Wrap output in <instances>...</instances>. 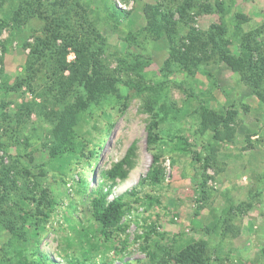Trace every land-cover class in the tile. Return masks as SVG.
<instances>
[{
	"label": "rangeland",
	"instance_id": "rangeland-1",
	"mask_svg": "<svg viewBox=\"0 0 264 264\" xmlns=\"http://www.w3.org/2000/svg\"><path fill=\"white\" fill-rule=\"evenodd\" d=\"M149 4L175 14L181 49L193 30L224 28L215 38L226 58L218 61L197 51L206 62L194 73L170 62L168 40H154L147 29ZM182 6L187 7L184 15ZM22 7L32 18L23 15L17 22L7 16ZM56 17L67 20L63 26L82 31L88 28L81 26L85 20L99 27L106 44L98 57L103 70L120 79L121 96L102 92L94 99L90 54L83 63L70 48L65 59L70 67L59 72L62 40L36 64V72L30 71L31 46L36 37L47 35L44 18ZM0 19L8 23L0 43V163L37 199H24L22 192L5 197L1 189L2 217L24 204L35 215L49 213L39 227L45 239L40 248L61 264L76 258L85 264H178L176 253L201 239L208 243L209 264H264V100L238 68L246 34L264 47V0H0ZM209 49L208 54L213 42ZM130 82L144 91H134ZM56 83L66 98L58 100L50 92ZM164 101L173 112L150 148L148 128ZM203 106L219 114L234 111V118L217 131L205 129ZM71 107L81 111L74 135L68 136L79 152L54 160L51 149L61 134L58 112ZM154 154L160 155L155 166L162 181L137 185L138 195L127 197L125 212L107 239L92 208L103 172L128 157L129 181L102 184L112 187V199L147 174ZM199 156L210 160L203 198ZM42 188L55 200L50 209ZM148 195L162 204L150 200L149 205ZM37 247L35 237L15 239L0 224V264H19Z\"/></svg>",
	"mask_w": 264,
	"mask_h": 264
},
{
	"label": "trees",
	"instance_id": "trees-1",
	"mask_svg": "<svg viewBox=\"0 0 264 264\" xmlns=\"http://www.w3.org/2000/svg\"><path fill=\"white\" fill-rule=\"evenodd\" d=\"M114 7H116L114 5ZM27 13L25 14L24 12ZM28 8H21L14 11L12 16L7 15L12 20L20 21L23 15H26L27 19L32 18L30 12H28ZM145 12L147 16V29L152 34L154 40H161L166 38L169 44V60L170 62L177 63L181 68L187 69L188 71L194 73L196 69H199L203 61L202 55L206 57H216L218 61H223L226 58V52L221 44L217 43L216 36H221L225 32L224 28L217 26V31L208 32H194L187 37L189 42H184V49L178 47L177 36V21H175V14H170L165 10L161 9L157 5L149 4L145 7ZM181 14L184 15L187 13V7L182 6L180 10ZM66 14H70V11L67 9L65 11ZM49 18V17H48ZM55 18V17H54ZM52 18V19H54ZM9 19V18H8ZM46 20L45 30L47 31V35L45 37H36L34 44L31 46V53L29 59V69L33 72H36L35 68L36 64L45 56L46 52H52L54 47H57L58 41L62 40L63 44L58 47L61 50L62 59L60 60L61 68L59 72L64 74V71L70 67V64L66 63V57L69 49L71 48L77 54L78 60H82L83 63H86V54L91 55L92 63H89L90 76L94 81V92L97 93L93 95L94 99L97 98V95L105 92L106 94H114L117 96H121V90L119 88L118 82L119 78L110 75L109 73L103 70V65L101 59H99V55L104 51V46L106 40L101 34L99 27L87 20L81 24L82 28L88 26V28L84 31L78 30L76 27L70 26L67 24L63 26L67 22L66 19L60 17H56L54 21ZM7 20L0 19V43H1V35L5 27L7 26ZM86 24V25H84ZM63 28L64 30H61ZM214 43V49L210 52L209 45ZM203 45V46H200ZM25 46H29L25 44ZM241 48V59L238 63V68L241 72L242 79L246 84H248L253 92L261 99L264 100V47L259 44L257 38L252 36L251 33L246 34L242 40L240 41ZM197 51H200L202 55H199ZM223 54V55H222ZM212 57V58H214ZM57 69V71H58ZM31 71V72H32ZM34 74V73H32ZM88 74V73H87ZM30 75L27 76V80H29ZM26 80V79H25ZM21 81L16 84L17 86H21V84L25 83ZM134 85H130V87L136 92H143L144 88L137 87V84L134 82H130ZM4 88V86L2 87ZM148 90H152V87H146ZM68 90V89H67ZM51 93H54L56 99H64L66 98L67 92L64 87L56 83V85L52 86L50 89ZM128 107V102L125 103L124 109ZM72 109V110H71ZM153 110V108H151ZM173 112L172 106L170 103L164 101L160 106L158 111L154 112L153 119L150 122L148 128V138L147 142L150 148L155 146L156 143L161 139V124L167 119L170 114ZM58 121L59 128L61 129V134L59 135V144L51 149L52 158L54 160L61 159L68 152L72 151L74 153L79 152V148L73 145L72 139L68 136L74 135V127L78 124V120L80 119L81 111L71 107L66 108L62 112H58ZM234 111H228L227 114H219L218 112L210 109V107L203 106L202 108V124L205 129L212 128L217 131L220 123H224L228 126L230 120L234 118ZM59 131V130H58ZM217 136V133H216ZM189 146L190 144L187 143ZM71 145V146H69ZM2 144L0 143V148H2ZM184 151H189L188 147H181ZM131 151H129L130 153ZM93 156L95 158H99L100 151L99 149H94ZM129 156V154H128ZM128 157L122 158L120 161L116 162L109 170L103 172V181L100 183L97 188V196L93 199V215L96 218V221L99 223L101 227V233L108 239L110 230L119 222L122 218L123 213L125 212L127 203V197L129 195H138L139 191L137 188L138 184L149 181L153 184L160 183L162 181L161 171L159 168L155 166V164L159 161L160 155L154 154V161L152 167L149 169L147 174L140 178L138 182L133 184V186L122 193L115 195L112 199L110 195L112 192V187L107 186L104 187L102 185L104 182H117L119 179L121 181H129L130 175L129 170H125L124 167L128 164ZM198 161L202 162V167L200 171V190L201 196L203 198L205 194V188L207 183V169L210 165L209 157H198ZM131 168V167H130ZM29 172V171H27ZM41 175H45L41 171ZM11 175V170L0 163V192L1 189L4 190V196L9 197L14 193L22 192L24 199H36L34 191L29 188V186L20 185L18 181L13 179ZM92 178V177H91ZM42 199L46 201L49 206L48 209L55 206V200L49 197L48 192L41 189ZM1 194V193H0ZM150 205V200L152 203L162 204L159 197H155L152 195L147 196ZM37 200V199H36ZM44 201L42 203L44 204ZM199 200L198 202H200ZM0 208H2V203L0 202ZM17 212L13 213L10 217H2V209H0V224L6 230H8L11 235L15 239H23L26 237H35L38 243V249L32 251L27 255L28 257L24 259V261L19 260V264H61L58 260H54L49 256L42 254L40 243L45 240L42 235H40L39 227L43 220H48L50 217L49 213L41 212L40 216L35 215L34 211L28 205H20ZM209 230V229H207ZM207 248L208 243L206 240H194L190 241L181 248L180 251L176 253L173 257L176 263L178 264H209L207 256ZM19 254H23V251L18 252ZM65 264H85L79 258L73 259L70 262Z\"/></svg>",
	"mask_w": 264,
	"mask_h": 264
}]
</instances>
